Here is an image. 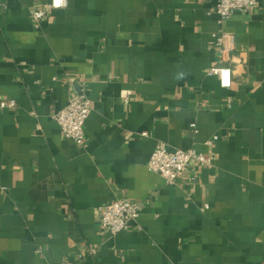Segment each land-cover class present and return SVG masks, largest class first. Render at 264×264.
Here are the masks:
<instances>
[{
  "label": "crops",
  "instance_id": "1",
  "mask_svg": "<svg viewBox=\"0 0 264 264\" xmlns=\"http://www.w3.org/2000/svg\"><path fill=\"white\" fill-rule=\"evenodd\" d=\"M0 2V101L17 103L0 109V264H264V0L223 25L218 0H66L39 27L51 0ZM69 78L89 86L84 146L53 118ZM160 143L213 164L169 186L148 169ZM121 199L150 203L104 237Z\"/></svg>",
  "mask_w": 264,
  "mask_h": 264
},
{
  "label": "built area",
  "instance_id": "2",
  "mask_svg": "<svg viewBox=\"0 0 264 264\" xmlns=\"http://www.w3.org/2000/svg\"><path fill=\"white\" fill-rule=\"evenodd\" d=\"M258 6L259 0H218L216 12L219 17V23L223 25L236 12L251 11ZM7 8L6 3L0 2V13L6 11ZM62 8H64V4L56 7L53 0H51L44 8L34 10L32 17L36 26L39 27L51 11ZM214 46L223 55L226 51L233 49V37L225 33L215 34ZM209 75L217 76L222 88L230 89L232 87L233 71L231 68L215 66L210 70ZM68 82L72 87L76 88L75 93L72 95L68 105L56 113L53 118L66 138L74 141L78 146H84L87 142L86 124L92 114L89 86L82 79L69 78ZM14 108H17L15 100L0 101V109ZM142 135L147 136L148 134L144 133ZM213 161L214 158L199 153L193 148L172 151L165 144L160 143L150 158L148 169L150 172L160 175L167 185L175 186L184 175L189 173L193 163H197L201 167H209L213 164ZM149 203V200L146 202H132L127 199H121L100 207V234L106 237L128 232L132 224L138 221L141 213ZM94 252L92 250V253Z\"/></svg>",
  "mask_w": 264,
  "mask_h": 264
},
{
  "label": "clouds",
  "instance_id": "3",
  "mask_svg": "<svg viewBox=\"0 0 264 264\" xmlns=\"http://www.w3.org/2000/svg\"><path fill=\"white\" fill-rule=\"evenodd\" d=\"M65 2L66 0H53L54 6L56 7L62 6Z\"/></svg>",
  "mask_w": 264,
  "mask_h": 264
}]
</instances>
